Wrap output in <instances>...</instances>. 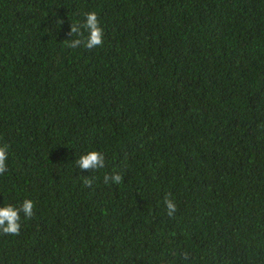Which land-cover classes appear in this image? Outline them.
I'll use <instances>...</instances> for the list:
<instances>
[{"label": "trees", "instance_id": "obj_1", "mask_svg": "<svg viewBox=\"0 0 264 264\" xmlns=\"http://www.w3.org/2000/svg\"><path fill=\"white\" fill-rule=\"evenodd\" d=\"M4 145L0 264H264V0H0Z\"/></svg>", "mask_w": 264, "mask_h": 264}, {"label": "clouds", "instance_id": "obj_2", "mask_svg": "<svg viewBox=\"0 0 264 264\" xmlns=\"http://www.w3.org/2000/svg\"><path fill=\"white\" fill-rule=\"evenodd\" d=\"M63 23V21H60ZM87 31V37L83 36V32ZM75 34L78 38L72 40L68 46L75 49L76 47L83 45L87 49L96 48L103 43V29L99 26V20L97 13L94 11L85 14L83 24L73 23L70 25L69 36ZM8 159V147L7 145L0 146V175L7 171L6 160ZM76 167L83 171H95L105 167L104 156L98 151H90L81 155L75 161ZM104 182H113L119 184L122 181V176L118 173L112 175H105ZM85 185L91 186V179H85ZM167 208V215L172 216L176 207L173 201L165 198L164 201ZM34 204L31 200H24L19 207L14 205H6L0 207V233L5 235H19L20 232V219L21 213L25 219H30L33 216Z\"/></svg>", "mask_w": 264, "mask_h": 264}]
</instances>
